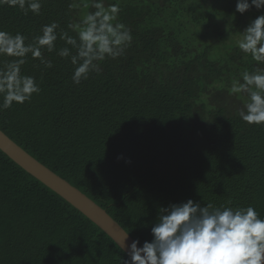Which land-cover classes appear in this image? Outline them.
Masks as SVG:
<instances>
[{
    "label": "trees",
    "instance_id": "obj_1",
    "mask_svg": "<svg viewBox=\"0 0 264 264\" xmlns=\"http://www.w3.org/2000/svg\"><path fill=\"white\" fill-rule=\"evenodd\" d=\"M39 14L0 2V31L34 43L56 22L44 61L29 53L21 74L40 88L0 111V130L106 211L134 240H151L160 207L252 206L264 218V125L241 120L244 72L264 69L237 47L264 9L236 0H103L132 40L123 55L74 84L76 49L61 33L94 8L90 0H40ZM14 57L0 56V68ZM127 255L95 224L0 151V264H123Z\"/></svg>",
    "mask_w": 264,
    "mask_h": 264
},
{
    "label": "clouds",
    "instance_id": "obj_2",
    "mask_svg": "<svg viewBox=\"0 0 264 264\" xmlns=\"http://www.w3.org/2000/svg\"><path fill=\"white\" fill-rule=\"evenodd\" d=\"M4 2V0H0ZM10 7H19L26 15L39 14L40 0H6ZM95 11L88 12L76 26L77 35L61 33L60 38L76 49L61 48L58 55L70 57L74 66L72 81L79 84L90 73L100 72V62L123 55L132 36L125 25L117 21V4L105 8L103 0H90ZM252 7L264 9V0H236L235 11L244 14ZM56 22L46 24L34 43L26 44L21 33L0 31V56L14 57L0 68V111L13 103L30 101L40 88L35 78L21 74V66L31 54L44 61L41 48L51 52L57 40ZM237 47L257 63H264V14L256 16L240 31ZM233 93H246L248 102L240 110L242 121L249 125H264V69L244 72L231 89ZM151 240L140 244L133 240L126 244L127 259L123 264H264V218L252 206L236 207L202 205L188 199L160 207L150 228ZM128 234H125L127 238ZM123 250V248H122Z\"/></svg>",
    "mask_w": 264,
    "mask_h": 264
},
{
    "label": "water",
    "instance_id": "obj_3",
    "mask_svg": "<svg viewBox=\"0 0 264 264\" xmlns=\"http://www.w3.org/2000/svg\"><path fill=\"white\" fill-rule=\"evenodd\" d=\"M0 151L18 165L27 174L38 180L45 187L60 196L73 208L103 231L123 252L127 253L126 244L134 240L114 221L104 209L94 203L85 194L69 184L36 159L25 152L0 130Z\"/></svg>",
    "mask_w": 264,
    "mask_h": 264
}]
</instances>
